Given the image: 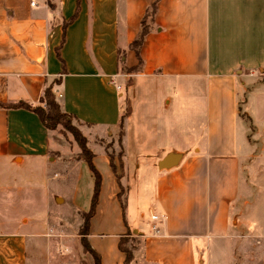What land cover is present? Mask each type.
<instances>
[{
    "label": "crops",
    "instance_id": "0c3cea01",
    "mask_svg": "<svg viewBox=\"0 0 264 264\" xmlns=\"http://www.w3.org/2000/svg\"><path fill=\"white\" fill-rule=\"evenodd\" d=\"M34 1L0 0V210L26 183L47 205L43 185L81 153L12 107L43 105L50 86L61 111L109 135L86 137L101 178L86 235L99 264L124 263V236L139 241L130 264H229L238 237L264 264V0ZM169 152L179 163L159 169ZM83 160L70 191L82 213L94 184ZM132 192L145 194L147 218L128 211ZM6 224L18 222L0 211V264H27L25 232Z\"/></svg>",
    "mask_w": 264,
    "mask_h": 264
},
{
    "label": "rangeland",
    "instance_id": "374dc122",
    "mask_svg": "<svg viewBox=\"0 0 264 264\" xmlns=\"http://www.w3.org/2000/svg\"><path fill=\"white\" fill-rule=\"evenodd\" d=\"M242 116L244 117V114ZM70 126L80 130L90 141H94L99 137L109 136L107 133L100 131V129L81 126L75 120H70ZM56 130V135L59 138H65L69 143L77 144L69 131L61 129V127H57ZM240 130L239 135L241 138L242 134ZM252 132L253 129L250 128L249 137L252 136ZM117 150L118 148L115 149L116 153L118 152ZM69 155L70 157H66V159L71 161V168L66 172L59 169L61 176L59 174V179L57 176L54 178L60 182L58 183L55 180L47 181L43 185L44 189L49 191V201L44 207L43 204L46 201L44 199L45 193H43V190L40 193L29 190V184L31 183L25 184L24 192L3 193L7 201L3 202L5 203V207L0 211L6 215L8 214L13 220H16L18 224L15 226L19 227V230L24 231L28 239L26 240L27 264H94L92 255L85 252L81 244L80 233L82 232L86 216L79 209L72 206L70 202V191L80 176V163L83 157L77 150ZM97 167L101 171V166L98 165ZM115 169L116 172L122 175L124 174V168L121 167V163L118 160L115 162ZM53 173L54 171L52 170L51 174L54 177ZM123 181L124 183L126 182V180ZM50 182L53 184L50 185ZM119 192L121 196L124 195L123 186L120 187ZM129 196L131 200L128 199L130 205L128 211L131 213V208L133 207L134 215H139L140 212H143L144 218H147L149 216V202L145 194L142 192H132ZM137 198H139V201ZM244 207V203H240L236 207V214L238 216L242 215L243 210H245ZM233 217L234 215H232V219ZM15 226L14 224H6L1 228L10 230ZM241 232V230H238V235ZM237 239L232 244L234 259L232 258L229 264H256L258 253L253 247V244L247 243L245 247L242 245L240 237ZM138 244L139 241L137 238L129 239L126 243L132 249L137 247ZM219 254L222 257V253L219 252Z\"/></svg>",
    "mask_w": 264,
    "mask_h": 264
},
{
    "label": "trees",
    "instance_id": "16d2710c",
    "mask_svg": "<svg viewBox=\"0 0 264 264\" xmlns=\"http://www.w3.org/2000/svg\"><path fill=\"white\" fill-rule=\"evenodd\" d=\"M74 17H75V14L69 21L64 23V27L71 20H73ZM145 33H146V30H145V28H143L142 31L140 32L139 39L136 40V44H138V45L142 44L143 37H144ZM139 63H141V60H139ZM130 70H132V69H129L128 71H130ZM58 81H59V79L56 80V82H58ZM41 103L43 105H38V106L32 107L26 103L18 102V103L13 104L12 107H14V108L21 107V108H25V109L33 111L39 117L42 125L46 129L56 130L57 127H61V129H65V130L69 131L72 134L75 141L77 142V144L80 148V151H81V155H82L84 161L87 163V166H88L89 170L91 171V173L93 175V179H94L91 204H90L88 211L83 212V214L86 216V219H85L84 225L82 227V232L80 233L81 244L83 246V250L92 255L93 260H94V264H99L100 263L99 256L89 245L87 238H86V235L88 233L90 218L92 217V215L95 211V208H96L99 190H100L101 178H100L99 172L96 170V168L94 167V165L92 163V153L90 152V150L87 147L86 136L83 135V133L80 130L71 127L70 126V120H75L79 125L82 123L78 119H76L72 114L61 111L60 106H59L58 102L56 101L55 95L52 92L50 86L45 87L44 90L42 91ZM129 113H130V107L128 104H126V107L120 116V121L118 124L119 129H118L117 137H118L120 144H121L122 137L124 136V121H125L126 117L129 115ZM116 156L118 157V161H120V163H121V167H123V162L121 161L122 156H123V150H120L119 152H117ZM109 157H110V165L112 166V168L116 172L115 164L113 163L114 156L110 154ZM115 175H116V180L119 184V180L123 175L118 173V172H116ZM119 194H120V192L118 193V195ZM129 239L130 238H128L127 236H124L120 239V242H119L120 250L125 253V259H124L123 264H130L131 261L133 260V249L134 248L132 249L126 245V243Z\"/></svg>",
    "mask_w": 264,
    "mask_h": 264
},
{
    "label": "water",
    "instance_id": "95a60500",
    "mask_svg": "<svg viewBox=\"0 0 264 264\" xmlns=\"http://www.w3.org/2000/svg\"><path fill=\"white\" fill-rule=\"evenodd\" d=\"M181 157L182 154L179 152H169L160 161H158L157 166L159 169H168L177 166Z\"/></svg>",
    "mask_w": 264,
    "mask_h": 264
},
{
    "label": "built area",
    "instance_id": "2783aa9c",
    "mask_svg": "<svg viewBox=\"0 0 264 264\" xmlns=\"http://www.w3.org/2000/svg\"><path fill=\"white\" fill-rule=\"evenodd\" d=\"M30 3H31L32 6H35V5H36V3H35L34 0H31ZM118 88H119V87H118ZM151 219L156 220V219H157V216H156V215H152V216H151ZM152 229H153L154 231H158V227H157L156 225H153V226H152Z\"/></svg>",
    "mask_w": 264,
    "mask_h": 264
}]
</instances>
